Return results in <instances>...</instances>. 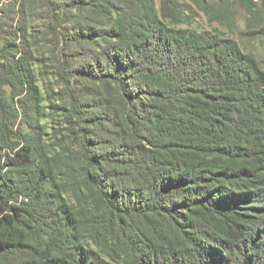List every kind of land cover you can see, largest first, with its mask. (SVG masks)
I'll return each mask as SVG.
<instances>
[{"label": "trees", "instance_id": "obj_1", "mask_svg": "<svg viewBox=\"0 0 264 264\" xmlns=\"http://www.w3.org/2000/svg\"><path fill=\"white\" fill-rule=\"evenodd\" d=\"M0 5V264H264V70L228 2Z\"/></svg>", "mask_w": 264, "mask_h": 264}, {"label": "rangeland", "instance_id": "obj_2", "mask_svg": "<svg viewBox=\"0 0 264 264\" xmlns=\"http://www.w3.org/2000/svg\"><path fill=\"white\" fill-rule=\"evenodd\" d=\"M157 1L159 5V0ZM206 1L214 2L215 0ZM224 1L229 3L232 16L230 21L224 22L223 27H219L233 37L246 52L254 54L264 70V38L242 35V33L264 29V0ZM192 8L195 10L193 4ZM196 13L197 17L191 24V28L203 31L218 27L216 24H211L202 13L198 11Z\"/></svg>", "mask_w": 264, "mask_h": 264}]
</instances>
